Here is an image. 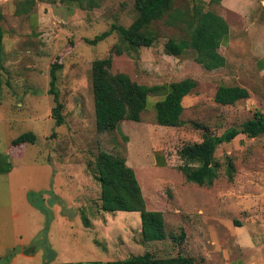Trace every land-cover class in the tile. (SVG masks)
<instances>
[{
	"label": "rangeland",
	"instance_id": "rangeland-1",
	"mask_svg": "<svg viewBox=\"0 0 264 264\" xmlns=\"http://www.w3.org/2000/svg\"><path fill=\"white\" fill-rule=\"evenodd\" d=\"M25 1L31 0H0V243L14 252L24 244V252H36V264H105L147 250L166 258L180 242L181 252L198 264L222 250L231 260L240 256L246 264H264V137L240 134L219 145L212 161L217 178L210 187L186 183L177 169L185 163L179 151L199 143L204 133L220 135L255 111L264 114V69L257 66L264 55V0H201L203 10L229 27L218 48L225 66L217 70H204L191 52L165 55L164 44L182 38L185 27L167 25L165 17L150 26L156 35L151 47L113 55L111 73L124 72L138 84L186 78L197 83L182 101L179 127L155 125L153 105L162 96L150 95L140 121H125L122 137L96 131L91 86L92 62L106 58L121 44L120 36L114 31L96 44L85 41L112 24L128 27L137 16L134 1L100 0L92 9L61 0H33L30 7ZM192 4L175 0L173 7L188 12ZM17 8L30 12L16 13ZM54 63L60 66L55 84L60 125L51 116L55 102L48 93ZM221 85L242 87L248 98L218 105L213 97ZM27 132L36 142L17 147L23 157L5 156L11 141ZM101 151L125 158L147 210L165 217L166 239L146 246L139 213L100 209L93 167ZM244 238L247 244L241 246ZM10 253L0 256V264L10 262Z\"/></svg>",
	"mask_w": 264,
	"mask_h": 264
},
{
	"label": "trees",
	"instance_id": "trees-1",
	"mask_svg": "<svg viewBox=\"0 0 264 264\" xmlns=\"http://www.w3.org/2000/svg\"><path fill=\"white\" fill-rule=\"evenodd\" d=\"M64 3H75L80 8L92 9L98 7L100 0H61ZM137 16L128 26L112 24L110 28L86 43L96 44L112 32L116 31L121 44L112 46L106 58L95 60L91 64V86L93 93L95 129L98 133H119V126L124 121L139 122L141 113L147 107L150 95H160L154 108V123L157 126L175 128L181 125L180 116L183 112V98L189 95L197 83L189 78L172 82L167 85L146 86L134 82L126 73H111L113 55L130 54L132 51L144 47H151L156 41L155 33L150 30L153 22L166 18L167 25L183 23V37L169 39L164 44V53L168 56L180 57L187 52L193 54V61L206 71H213L225 66V59L218 53L222 41L228 36L226 21L212 11L203 10L204 2L192 0L193 4L188 12L173 7L175 0H133ZM30 6L33 0L25 1ZM25 9V10H24ZM16 13L29 11V8ZM24 10V11H23ZM3 30L0 28V73L2 71ZM122 45V46H121ZM60 66L53 64L50 68L48 93L54 96L55 107L51 109V116L56 125L63 123L62 104L58 101L55 91L57 70ZM2 79L0 77V87ZM248 98L246 89L239 86H219L213 100L221 106H231L240 100ZM247 138L264 137V114L255 111L252 117L237 127H230L220 135L204 133L199 143L182 148L180 158L185 161L178 166L186 183L200 187H210L217 178V171L213 166V155L217 147L229 143L238 135ZM36 137L30 133H23L11 141L13 147L34 144ZM23 152L19 153L21 155ZM200 164L193 166V164ZM94 178L100 187V209L104 212H137L140 216V236L143 244L160 242L167 238L163 214L160 211L146 209L141 188L137 182L133 169L126 165L125 158L99 152L94 160ZM230 177L231 174L228 173ZM173 239L174 237H170ZM183 240L184 234L179 236ZM178 243V247L182 246ZM177 250V251H178ZM105 264H198L191 256L184 255L181 250L175 255L160 258L156 254L146 251L139 256L128 257L123 260L109 261Z\"/></svg>",
	"mask_w": 264,
	"mask_h": 264
},
{
	"label": "crops",
	"instance_id": "crops-1",
	"mask_svg": "<svg viewBox=\"0 0 264 264\" xmlns=\"http://www.w3.org/2000/svg\"><path fill=\"white\" fill-rule=\"evenodd\" d=\"M223 1L224 0H222V2ZM29 12L30 11H27L26 13H29ZM1 16H2V14L0 13V18H1ZM30 16H33V14L31 15V13H30ZM228 29H229V27H228ZM228 35H229V31H228ZM226 39H224V40H226ZM224 40L222 41V43L224 42ZM257 66L262 70L264 69V55L262 57H259V59L257 61ZM124 124H125V121L120 124L119 133H120V135L126 136V134H125L126 133V126H124ZM10 146L8 147V150L5 153V156H7L9 159L13 158L14 156L23 157L24 151L21 155H19L18 149H16V147H13L12 145H10ZM127 166H129V165L127 164ZM145 205H146V203H145ZM146 209H147V207H146ZM163 218H164V224H165V217L163 216ZM95 221H101V219H96ZM99 224H100V222H99ZM21 225H22V223H21ZM165 226H166V224H165ZM139 228H140V225H139ZM186 234H187V232H186ZM187 237H189L188 234H187ZM239 242H240L241 246H243V245L247 244V239H245V238L241 239V241H239ZM19 247H20V251L14 252V248H10V246L7 244H1L0 243V256H3V254L8 255L11 252L10 253L11 259H10V262L8 264H18L17 261H19V260L23 261L22 263H24V264H36L34 262V260L36 259V252H32V253L30 252L27 254L26 252L23 251V248L25 247L24 244L20 245ZM177 250H178V248H177ZM212 253H214V254H212V256H215V258L212 259L211 254L210 255L207 254L206 256H204V260H205L204 264H246V262H244V260H242L240 256L234 260H231V255H229V253L226 252L225 250H222L221 252H217V253L214 251ZM107 262H109V261H107Z\"/></svg>",
	"mask_w": 264,
	"mask_h": 264
}]
</instances>
